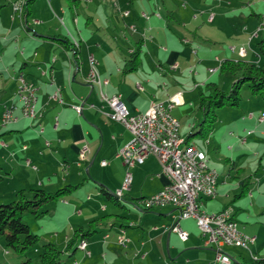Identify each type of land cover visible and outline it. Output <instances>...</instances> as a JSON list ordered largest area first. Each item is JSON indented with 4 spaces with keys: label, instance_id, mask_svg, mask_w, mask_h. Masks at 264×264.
<instances>
[{
    "label": "crops",
    "instance_id": "0c3cea01",
    "mask_svg": "<svg viewBox=\"0 0 264 264\" xmlns=\"http://www.w3.org/2000/svg\"><path fill=\"white\" fill-rule=\"evenodd\" d=\"M5 1L6 3L0 4V48H3L0 54V79L5 81V84L0 81V88H2L0 90V115L4 110V105L12 96L13 103L20 107L21 103L14 93L17 85L16 74L18 71H23L26 77L37 86L36 106L41 116L34 120L20 117L16 123L1 127L0 171L13 179L21 172L27 173L29 181L15 184L11 190L13 195H16L19 189L27 191L29 187L56 191L66 185L75 186L60 198L71 214L78 208L79 197L75 193L84 185H90L89 182L98 188V196L101 198H105L100 190L101 185H104L111 193H115V190L121 188L127 167L122 157L117 156V153L132 138L127 127L105 115L104 112H109L110 108L102 102L98 86H94L92 90L87 81L91 55L97 60L96 66L101 77L108 80L103 86V90L108 95H120L131 112H144L152 101L166 100L177 95L174 115L175 110L179 112V110L186 109L188 98L191 95L202 91V87L208 86L207 84L210 82L216 83L214 77L221 70V63L225 59L262 62L256 44L258 40L264 38V33L255 35V32H257L258 25L264 16V1L254 0L255 3L252 5L238 1L237 3L241 7H233L232 12L240 15L233 24L240 26L244 24L245 28L239 30L235 27L236 25L232 26L234 31H231L228 37L220 33L222 30L221 21L222 16L226 14V11H229L224 6H233L232 0H210L208 4L201 6L200 13L192 10L193 7L189 8L184 4L174 6L177 12L171 7L172 9L168 11V22L160 13H158L159 16L149 14V19H146L138 10L141 17L138 21L139 25L136 26L135 22L128 21L129 23L126 22L124 27L128 31H132L134 36L137 35L139 39L134 42L126 35L124 41L127 49L125 50L120 47L119 43L116 48L113 44L104 45L100 42V36L96 31L98 27L94 25V15L88 12L84 22L81 14L75 10L80 5V0L78 4H71L75 10L72 14H68L58 0H47L49 5L52 6L54 3L65 15L67 22L62 18L67 30L65 33H62L59 27H54L55 18L48 12L47 15H44V20L37 18L39 23L33 22L31 18L34 15V1L27 16L30 26L24 28L19 18L11 19L12 3L16 0ZM162 1L166 6L165 0ZM143 2L145 3V0ZM154 3L155 6H159L158 0H154ZM134 4V0H129L126 6ZM52 8L55 7L52 6ZM247 8L251 9L250 14L247 12ZM47 11H49L48 8ZM213 11L217 13L213 14L214 18L210 21L209 17ZM131 15L132 12L125 14L127 17ZM137 19L139 18H135V20ZM97 21L100 22L99 17H97ZM204 21L208 24L206 25ZM132 25L136 26V31L131 30ZM19 29L25 30L28 33V38L22 40L23 35ZM188 35H191V38ZM118 37L113 36V39L119 42ZM225 39L232 40L233 43L229 46L218 45ZM203 40L207 42V47L200 46L199 41ZM72 41H78L79 47L75 48ZM164 44L168 47H164ZM209 44L214 46H209ZM196 45L199 46L198 51L195 49ZM243 46L246 48L245 55H241L239 52L240 47ZM139 47H141L140 64L136 70L126 72L128 54L131 56ZM232 47H235V50H232ZM146 48L150 63L141 59L142 52ZM17 63L19 66H16ZM173 63H177V68L170 67ZM11 75L12 80L10 81L8 76ZM57 87L61 88L63 103L50 98ZM8 90H13V95L12 91ZM189 105L192 106V103L189 102ZM75 106H82V113H79ZM16 114L21 115L19 109L16 110ZM255 118L254 114L253 117L249 116L246 119L250 124L258 125L260 122L258 118L257 120ZM194 125L193 123L192 127ZM41 127L44 129L43 132L40 131ZM245 133L246 129L242 136H235L232 146L229 147L231 152L235 151L237 143L241 141ZM30 144H33V147H30ZM85 144H88L89 151L82 159L81 151ZM25 145L26 148H24ZM243 155V153L240 154V156ZM235 157L236 155L233 153L230 160L234 164L240 165ZM103 160L107 161L106 165H102ZM37 161L42 162L41 167L35 164ZM57 164L59 167H56ZM33 166L37 168L35 169ZM84 168L87 173L92 174L96 181H90V176H85ZM239 169L241 168L239 167ZM132 174L130 189L125 191L122 200L125 206L129 203L128 198L138 200L137 204L139 205L141 203L139 198L146 197L147 194L152 196L168 182L167 177L161 173L160 161L154 154L147 157L144 163L132 168ZM251 176L241 181L242 194L249 193L252 205L255 206L260 202L262 209L264 208V183L260 179H255V184H252ZM0 178L4 179L2 174H0ZM221 181L224 182L219 176L218 185ZM253 185L255 188H252ZM226 196H228L227 192ZM217 198L218 192L217 196L212 199L201 197L202 210L217 212L224 209V207L212 205L211 202L216 201ZM209 202L211 204L206 207ZM162 206L164 208H144L139 217H135V219L131 215L126 216L128 224L124 223L125 225L121 226L114 223L116 225L115 235L105 232L101 239L95 238L91 244L87 239L88 248L93 246L94 249L100 250L102 239L108 240L109 245L117 247L121 245L119 237L126 235L127 230L131 228L142 229V235L137 234V239L129 238L131 247L126 250L135 251L137 257H147L150 251L159 252V258H166V264H170L167 256L178 263L176 258L181 255L183 250L189 251L185 253L186 255H193L194 252L198 256L199 249H203L202 245L213 247V245L205 244V238L195 219L180 218V210L175 206ZM105 209L107 210V207L104 206L101 210ZM48 212H50L49 209ZM237 215L233 211V217L245 232L244 225L240 223ZM247 219H250V216H247ZM175 225L188 233L186 240L181 239L178 232L173 229ZM71 228L70 230L74 231L76 227ZM256 230L253 235L255 243L258 240ZM71 236L66 235L60 241L67 245ZM112 246L111 249H113ZM251 252L253 253V251ZM103 254L106 258L109 256L106 251ZM113 254L118 256L115 252H111V255ZM93 255L92 251L90 257ZM258 256L260 255L258 254ZM192 258H187L186 263L191 264L198 257ZM197 264L200 263L197 262Z\"/></svg>",
    "mask_w": 264,
    "mask_h": 264
},
{
    "label": "rangeland",
    "instance_id": "374dc122",
    "mask_svg": "<svg viewBox=\"0 0 264 264\" xmlns=\"http://www.w3.org/2000/svg\"><path fill=\"white\" fill-rule=\"evenodd\" d=\"M58 1L62 3L68 14L73 13L74 8H72V5L68 0ZM80 1V5L75 10L77 13L81 14L84 22L87 19L88 12L94 15V25L98 27L96 31L98 36H100V42L104 45L113 44L114 46H116V48H118L119 43L120 47L123 50L127 49V45L124 41L126 35L134 42L139 39L137 35L134 36L131 33L132 31H128V29H125L124 27L125 23L128 21H132V23L135 22L134 24L136 26L139 25L138 21L141 17L138 14V10H140L141 12H145L148 15L151 14V16L160 13L164 20H167L168 22V11L173 8V10L177 12V9L175 7L178 5L184 4L187 7L189 6V8L193 7L192 10L194 9L195 11H198V13H200L202 10L201 6L206 5L210 2V0H165L167 4L165 6L162 0H158L159 6H155L154 0H145V3L143 2V0H134L135 4L133 6H126L129 0H93L92 2L91 0ZM232 1L234 2L233 6H224L226 10L229 11H226V14L222 16L223 18L221 21L222 30L220 31V33L222 35L225 34L226 37H228V34H230L231 31H234L232 30V26H235L236 24H233V22L234 20L238 19L240 15L232 12L233 7H241L237 2L243 1L246 3V5H252V3H255L253 2L254 0ZM259 1L263 2L264 0ZM1 3H6V1L0 0V4ZM34 3L36 4L34 5ZM194 4L199 6L197 7ZM33 6L34 15L31 19L38 18L39 20H44V15H47L48 12L55 18L54 27H59L62 33L67 32V30L65 29V24H63L65 21L67 22V19L65 18V15L59 10V8L54 5V3L52 4V6H54L55 8H52L47 0H34ZM47 8L49 9V11H47ZM128 10L129 12H132V15L130 17L125 16V13ZM247 10V12L250 14L251 9L247 8ZM214 13L216 14L217 12L213 11L210 15H213ZM97 17L100 18V22L97 21ZM61 18H64L65 21L63 22V19L61 20ZM135 18L139 19L135 20ZM204 22L206 25L208 24L206 21ZM235 27H237V29L239 30H244L245 25L241 24L240 26L237 24ZM19 30L21 35H23L22 40L28 38V33L25 30ZM113 36H119V42L114 40ZM188 36L191 38V35ZM179 37L181 38V36ZM199 42L201 43V47L207 45V42L204 40ZM231 43H233L232 40L225 39L224 41L218 43V45L229 46ZM209 46L214 45L209 44ZM164 47L168 46L164 44ZM195 47V49H197L198 51L199 46L196 45ZM1 48L0 54L3 50V48ZM130 57V54H128L127 58L129 59ZM30 59L32 58L30 57ZM141 59L144 60V62L150 63V60L147 57V48L143 50ZM173 64H171L170 67H172ZM16 66H19V63H17ZM11 77L12 75L8 76L10 81L12 80ZM214 79L216 83H218L219 88H221L222 90H229L233 82L236 80V77L227 71L220 70L216 74ZM1 82H4L5 84V81ZM1 89L2 88H0V90ZM8 91H12L13 95V90ZM202 91L204 93H208L210 91V87L203 86ZM241 93L242 100L240 101V105L238 107L226 105L217 108V120L212 125L211 131L204 137H201L198 134H193L190 138L189 144L195 145L197 148L206 153L208 161L211 164H209V166L216 168L219 173L220 179L224 180V182L221 181L218 185V198L216 201L211 202L212 205H217V207L221 206V208L224 207V209L229 208L232 211H235V213L238 214V220L242 225H244V228L246 230L245 233H247L248 235L253 236L255 233L254 230L258 228V230H256V232L258 233V240L256 241V243L254 242L250 246V249L251 251H253V254L256 258H264V208H260V202V204L257 203L255 206H253L250 199L251 196L249 195V193L242 194L243 187L241 186V181L246 180V178L248 179L251 175H253L250 178L253 180L252 184H255V179H260L262 183H264V123H259L258 125H255L254 123L250 124L246 119L249 117V114L251 112L255 114L256 120L257 118H259V116L264 114V101L259 97L252 95L251 90L247 84H244L242 86ZM12 99L13 96L7 101L8 103L5 105L12 106ZM189 102L192 103V106L189 105ZM199 106L200 91H197L196 93H194V95H191L190 98H188L186 109L179 110V112L178 110H175V116H177L181 121L180 135L184 140H186L190 132H192V124L194 123L197 127L199 122L204 119L203 111ZM1 129L2 128L0 127V130ZM244 129L253 130V135L248 138L246 144L238 141L239 143H237L235 151L231 152L229 147L232 146L233 141L236 138L235 136H242ZM206 139H209L208 143ZM25 142L27 143L28 141L26 140ZM30 145V147H33V144ZM184 146L185 144H182V147ZM233 153H235V158L238 163L240 162V165L234 164L230 160V157H233ZM241 153H243L244 155L240 156ZM35 164H37L38 167L42 166L41 161H37ZM56 167H59V165L57 164ZM239 167L241 169H239ZM0 174H2L4 177V179L0 178V204L9 203L16 197L15 194H11V190L15 186V184H18L19 182L29 181L27 179V173L21 172L19 173V175H16L15 179H13V177H8L4 172L0 171ZM84 174L85 176H90V181H96L92 177V174L90 172L87 173L86 168H84ZM89 184L90 185H84L78 190L77 193H75V195L79 197V202L77 203L78 208L72 214L71 212H68L67 207H65L63 201L60 199L57 201L52 200L40 208V211L47 208L50 211L45 214L44 217L37 218L33 213L28 211L23 213V220L30 225L33 232L39 234L42 237L38 245L27 250L26 255L31 257L34 261L39 260V254L43 249L42 244L47 241H52L58 246L60 250L63 251L62 258L66 261L65 264H166V258H159V252L156 253L154 251H150V254L147 257H137L135 255V251L133 252L130 250H126L127 248L129 249L131 247V242L129 243V241H127L125 245L120 243L121 245L114 247L112 245H109L108 240L104 241L102 239V250L94 249L93 246H89V248L94 253L93 257L86 255L85 251L80 248H78L75 254L72 255H70V252L65 250V242L60 240L66 235L70 236L73 234V231L70 230L72 229L71 227L83 225L85 229H89L91 227L90 222L92 220L99 219V223L97 224L96 228L102 231L94 233V236L92 235L88 238V241L91 244L95 238L101 239L105 232L108 234H110L111 232L113 235H115L116 225L113 224L117 218L116 216H114L115 213L118 212L123 216L131 215V217H134L133 219H135V217H139V215L142 213L141 211H143L144 208H147L143 201H140L141 203L138 205V200L136 201L131 198H128L129 203H127L125 207H118L112 201L98 196V188L92 182H89ZM252 188H255L254 185ZM27 189V195L29 197H33V193L30 191L31 188L29 187ZM117 190H115V192H117ZM226 192L228 196H226ZM129 195L131 197V194ZM148 196H150V194H147L146 197ZM211 203H207L206 207H209ZM104 206L107 207V210L105 209L106 211L101 210ZM162 207L163 206H156L153 209H160ZM104 216L106 217L103 218ZM123 216L119 218L124 223L128 224V219ZM247 216H250V219H247ZM137 234L142 235V229L131 228L127 230L125 237L128 239H137ZM57 239L59 242L57 241ZM111 246L113 249H111ZM201 247L203 249H199L198 256H196L194 252L193 255H186L185 253L189 251L183 250L181 255L176 258L178 263H175L173 259L167 256L168 262L170 264H187V258L193 259L192 257H198L197 259L194 258L196 259L193 260L194 262L191 260V264H197V262H199L200 264H224L215 260L217 250L215 246L204 247L202 245ZM223 250L230 255L231 264H237L236 262L242 263L244 262V260L251 257L250 250L246 248L224 247ZM104 251L109 254L107 258L104 257ZM111 252H115L118 256H116L115 254L111 255ZM258 254L260 256H258ZM24 259L25 255H19L6 246L4 236L1 235V263L15 264L16 262L22 261Z\"/></svg>",
    "mask_w": 264,
    "mask_h": 264
},
{
    "label": "built area",
    "instance_id": "2783aa9c",
    "mask_svg": "<svg viewBox=\"0 0 264 264\" xmlns=\"http://www.w3.org/2000/svg\"><path fill=\"white\" fill-rule=\"evenodd\" d=\"M25 4L26 0H16L12 3L11 19L19 18L22 26L28 28L30 23L27 19ZM128 13L129 11L125 14ZM141 15L146 19L150 17L145 12H141ZM157 16L159 15L157 14ZM213 18L214 16L210 15L209 20L212 21ZM33 22L39 23V20L33 19ZM130 28L136 31L135 25ZM260 33H264V16L255 35ZM232 50H235V47H232ZM239 52L241 55H245L246 48L240 47ZM96 65L97 60L91 55L90 69L87 74L88 83L99 87L102 102L110 108L109 112H104L105 115L127 127L132 134L130 141L117 153V156L122 157L127 167L122 187L117 190L118 193L124 196L125 191L130 189L133 179L132 168L144 163L147 157L154 154L158 157L161 173L167 177L168 182L161 190L153 194L152 200H141L146 207L154 208L161 204H171L179 208L180 218L195 219L205 238V244L216 247V261L218 262L231 261L230 255L224 252V247H242L251 252L250 246L255 242V237L242 231L238 221L233 217L231 209L225 208L217 212H197L196 195H202V191H209V180L214 179L215 175H219V173L216 168L209 166L208 161H202L204 152L201 149L185 143V140L181 138V121L173 113L178 96L152 101L146 111L133 113L122 101L120 95H108L103 90V86L108 80L101 77ZM177 66V63L172 65L174 68ZM16 82L14 94L21 105L18 107L16 103H13L12 106H4L0 116V127L16 123L20 117L34 120L41 116L36 106L37 86L35 83L30 81L23 71L17 72ZM50 98L63 103L61 88L57 87ZM82 108V106H75L79 113H82ZM17 109L20 110L21 115L16 114ZM249 116L253 117L254 113L251 112ZM258 121L264 122V114L259 116ZM40 131L43 132L44 129L41 128ZM253 132V130H246L245 136L241 138L242 143H246ZM47 144L49 145V142ZM182 144L185 146L182 147ZM26 147L25 145L24 148ZM88 151L89 146L85 144L81 151L82 159L85 158ZM101 163L106 165L107 161L103 160ZM216 196L217 192L210 191V199ZM173 229L178 232L181 239L188 238V233L178 225H175ZM127 241L129 239L125 235L119 237V243L125 245ZM79 246L82 247L86 255L91 256L92 252L88 249L87 241L80 242Z\"/></svg>",
    "mask_w": 264,
    "mask_h": 264
},
{
    "label": "trees",
    "instance_id": "16d2710c",
    "mask_svg": "<svg viewBox=\"0 0 264 264\" xmlns=\"http://www.w3.org/2000/svg\"><path fill=\"white\" fill-rule=\"evenodd\" d=\"M34 0H26L25 8L27 16L30 13V6ZM71 4H78L79 0H68ZM258 53L262 58L261 63L249 62L243 59H225L221 64V70L227 71L236 77L229 90H222L215 82L208 83L210 91L204 93L200 91V109L203 111L204 119L199 122L198 126L192 128L185 143L189 144L190 138L193 134H198L201 137L206 136L212 129V125L217 120L216 109L223 106L240 105L242 100L241 88L247 84L251 90L252 95L259 97L264 101V38L257 42ZM139 47L127 60L126 72L136 70L139 61ZM248 185V184H245ZM75 186H64L56 191H47L43 188H34L30 191L33 197L27 195V191L19 189L16 193L15 199L9 203L0 204V236H4L6 246L19 255H25V259L18 261L15 264H65L66 261L62 258V250L52 242L47 241L42 244L43 249L39 254V260L34 261L31 257L26 255L28 249L38 245L42 237L33 232L30 225L23 220V213L28 211L33 213L37 218L44 217L48 213V209L40 211V208L52 200H58ZM101 193L106 199L112 201L118 207H125L122 202L123 196H118L111 193L104 185L100 186ZM146 197L139 198L143 200ZM151 209V208H146ZM117 224L125 225L119 218L123 215L115 214ZM104 216L103 218H105ZM126 217V216H123ZM99 219L90 222V228L85 229L84 226L78 225L68 241L65 250L70 252V255L75 254L80 242L87 241V239L94 233L101 232L96 226ZM113 223V224H114ZM237 264H264V258L258 257L244 260ZM0 264L1 261H0ZM231 264V263H230Z\"/></svg>",
    "mask_w": 264,
    "mask_h": 264
},
{
    "label": "bare ground",
    "instance_id": "6f19581e",
    "mask_svg": "<svg viewBox=\"0 0 264 264\" xmlns=\"http://www.w3.org/2000/svg\"><path fill=\"white\" fill-rule=\"evenodd\" d=\"M213 16V15H212ZM79 42L78 41H74L73 42V46L75 48L79 47ZM204 152V151H203ZM202 161H208L207 155L206 153H202ZM209 162V161H208ZM218 182H219V175H215L214 179L209 180V191H202V195H196V206H197V212H205L202 210V203H201V197H208L210 198V191L212 192H217V186H218ZM118 196H123L119 193H117ZM153 195L147 198H144L143 200H152ZM162 205H171V204H161ZM80 249H82L81 246H79ZM251 257L256 258L255 255L251 252ZM231 261H227L224 262V264H230Z\"/></svg>",
    "mask_w": 264,
    "mask_h": 264
},
{
    "label": "water",
    "instance_id": "95a60500",
    "mask_svg": "<svg viewBox=\"0 0 264 264\" xmlns=\"http://www.w3.org/2000/svg\"><path fill=\"white\" fill-rule=\"evenodd\" d=\"M90 85H91V84H90ZM91 88H92V90H93L94 86H93V85H91Z\"/></svg>",
    "mask_w": 264,
    "mask_h": 264
}]
</instances>
